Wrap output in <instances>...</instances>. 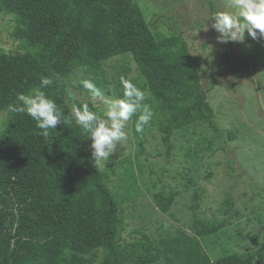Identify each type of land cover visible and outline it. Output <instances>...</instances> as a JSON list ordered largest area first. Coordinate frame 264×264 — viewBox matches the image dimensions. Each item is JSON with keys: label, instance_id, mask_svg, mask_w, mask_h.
<instances>
[{"label": "trees", "instance_id": "trees-1", "mask_svg": "<svg viewBox=\"0 0 264 264\" xmlns=\"http://www.w3.org/2000/svg\"><path fill=\"white\" fill-rule=\"evenodd\" d=\"M3 15L12 19L11 36L21 51L0 48V117L5 115L0 131V264L264 261V243L254 252L211 260L202 240L183 229L157 243L145 237L124 245V218L112 180L99 164L94 166L91 141L74 118L44 139L30 116L9 111L17 94L38 87L41 77L48 76L54 82L44 91L71 117L68 76L82 69L96 78L106 61L130 55L165 120L168 154L171 137L189 125L203 124L223 137L182 35L156 36L137 0H0ZM233 50L229 43L228 51ZM164 196L162 191L157 204L167 212ZM232 205L225 200L222 212L228 214Z\"/></svg>", "mask_w": 264, "mask_h": 264}, {"label": "rangeland", "instance_id": "rangeland-1", "mask_svg": "<svg viewBox=\"0 0 264 264\" xmlns=\"http://www.w3.org/2000/svg\"><path fill=\"white\" fill-rule=\"evenodd\" d=\"M137 1L156 36L185 38L216 122L225 133L219 137L203 124L189 125L171 137L168 154L165 120L130 55L106 61L103 74L96 78L82 69L68 76L69 102H90L82 79H92L106 94L122 97L124 77L148 94L145 103L154 111L142 134L135 131L133 116L127 140L99 164L112 180L124 218L123 244L145 237L157 243L183 229L202 240L211 260L226 253L254 252L264 243V39L252 40L246 34L245 43H234L232 52L229 43L217 42L218 33L208 19L223 10L227 0ZM12 29V19L1 16L0 48L7 53L21 51ZM94 109L103 116V105ZM4 122L5 115L0 117V131ZM228 132L236 139L229 140ZM162 191L167 212L157 204ZM227 199L233 205L224 214Z\"/></svg>", "mask_w": 264, "mask_h": 264}, {"label": "clouds", "instance_id": "clouds-1", "mask_svg": "<svg viewBox=\"0 0 264 264\" xmlns=\"http://www.w3.org/2000/svg\"><path fill=\"white\" fill-rule=\"evenodd\" d=\"M208 21H212L211 28L218 33V43H245L246 34L252 40L264 39V0H227L224 9L214 12ZM53 82L51 77L42 76L38 87L17 94L9 111L30 116L40 130L38 135L44 139L49 137L50 130L56 131L57 125L67 126L74 118L91 141L88 147L94 166L107 160L127 140L126 128L133 116H137L135 131L141 134L154 116L151 105L145 103L148 94L131 80L121 77L122 97L106 94L92 79L80 80L93 108L97 104L104 106L103 116L90 108L89 103L73 102L71 117H66L56 100L44 91Z\"/></svg>", "mask_w": 264, "mask_h": 264}]
</instances>
